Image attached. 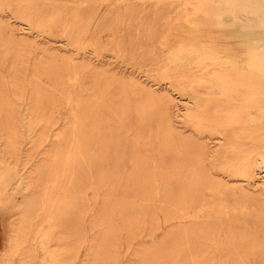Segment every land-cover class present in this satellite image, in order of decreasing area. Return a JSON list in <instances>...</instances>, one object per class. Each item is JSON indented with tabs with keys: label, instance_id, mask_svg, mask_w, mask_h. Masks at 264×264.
<instances>
[{
	"label": "bare ground",
	"instance_id": "bare-ground-1",
	"mask_svg": "<svg viewBox=\"0 0 264 264\" xmlns=\"http://www.w3.org/2000/svg\"><path fill=\"white\" fill-rule=\"evenodd\" d=\"M0 225V264H264V3L0 0Z\"/></svg>",
	"mask_w": 264,
	"mask_h": 264
},
{
	"label": "rangeland",
	"instance_id": "rangeland-1",
	"mask_svg": "<svg viewBox=\"0 0 264 264\" xmlns=\"http://www.w3.org/2000/svg\"><path fill=\"white\" fill-rule=\"evenodd\" d=\"M95 3V2H93ZM5 19L7 18L9 21H12V23L15 25V27H18V32H24L25 31V24H22V23H19V22H16V21H13V18L8 15L7 17H4ZM54 43V42H52ZM54 44H58V43H54ZM106 58H111V57H106ZM113 65V63L111 64ZM135 75H137L136 77L140 78L141 80H144V77L142 75H140L139 73H135ZM178 99V98H177ZM176 99V103H177V110L181 111L182 109V105H181V102L180 100H177ZM175 108V107H174ZM26 147V144L24 142L21 143V148H25ZM100 198H98V201H100ZM162 217L160 216L159 219H161ZM2 225H0V247L3 243V233H2ZM157 237L160 235V230L157 231L156 233ZM136 242V241H135ZM124 248L123 247H120L119 248V252H118V263L117 264H121V262L127 258V256L129 255L128 252H126L125 250H123Z\"/></svg>",
	"mask_w": 264,
	"mask_h": 264
},
{
	"label": "clouds",
	"instance_id": "clouds-1",
	"mask_svg": "<svg viewBox=\"0 0 264 264\" xmlns=\"http://www.w3.org/2000/svg\"><path fill=\"white\" fill-rule=\"evenodd\" d=\"M262 3H264V0H261Z\"/></svg>",
	"mask_w": 264,
	"mask_h": 264
}]
</instances>
